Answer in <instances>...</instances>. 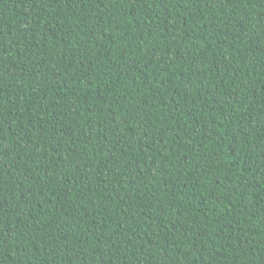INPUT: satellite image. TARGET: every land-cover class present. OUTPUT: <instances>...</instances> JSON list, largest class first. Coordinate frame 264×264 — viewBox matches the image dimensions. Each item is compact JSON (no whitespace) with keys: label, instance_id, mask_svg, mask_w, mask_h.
<instances>
[{"label":"trees","instance_id":"16d2710c","mask_svg":"<svg viewBox=\"0 0 264 264\" xmlns=\"http://www.w3.org/2000/svg\"><path fill=\"white\" fill-rule=\"evenodd\" d=\"M0 264H264V0H0Z\"/></svg>","mask_w":264,"mask_h":264}]
</instances>
